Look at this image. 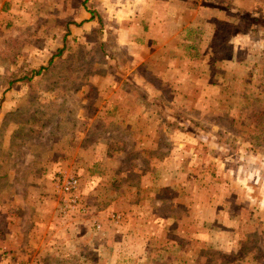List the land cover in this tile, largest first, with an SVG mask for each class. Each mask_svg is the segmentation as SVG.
Segmentation results:
<instances>
[{
	"label": "rangeland",
	"instance_id": "obj_1",
	"mask_svg": "<svg viewBox=\"0 0 264 264\" xmlns=\"http://www.w3.org/2000/svg\"><path fill=\"white\" fill-rule=\"evenodd\" d=\"M10 188L38 264H264V0H0Z\"/></svg>",
	"mask_w": 264,
	"mask_h": 264
},
{
	"label": "crops",
	"instance_id": "obj_2",
	"mask_svg": "<svg viewBox=\"0 0 264 264\" xmlns=\"http://www.w3.org/2000/svg\"><path fill=\"white\" fill-rule=\"evenodd\" d=\"M52 188V187H51ZM53 187V191H54ZM17 190L13 191L11 188L8 191V198L9 202L7 204H4L0 206V218H2V222H0V253L2 254L0 258V264H38L42 263L44 260H47L46 253H43L42 248H44L45 242L43 243L41 238V244L38 247L36 251L31 250L32 246L36 245L37 240L40 238H37V225L40 227H46L47 231L52 232L53 229H57L55 227L61 226L63 222L61 221H55L54 226L48 227L45 223L39 222L41 220V216L44 213H47L45 209L43 208L44 202L41 201L40 203H37L36 210H33V215L35 214L38 218V222L31 221L30 220V213L31 210L27 209V215H28V225L25 227L23 225V228L21 231L17 230L18 228V212L16 211L15 204L17 202H14L17 200L16 197H18ZM61 218H59L60 220ZM25 220V219H24ZM30 231L33 232V235H30ZM48 235V232L45 234V236ZM44 237V236H43ZM44 256V257H43Z\"/></svg>",
	"mask_w": 264,
	"mask_h": 264
},
{
	"label": "built area",
	"instance_id": "obj_3",
	"mask_svg": "<svg viewBox=\"0 0 264 264\" xmlns=\"http://www.w3.org/2000/svg\"><path fill=\"white\" fill-rule=\"evenodd\" d=\"M55 181L58 191L65 197V200L61 201L64 203L65 210L69 207L74 208L77 202V179L72 175L59 174L56 176Z\"/></svg>",
	"mask_w": 264,
	"mask_h": 264
}]
</instances>
